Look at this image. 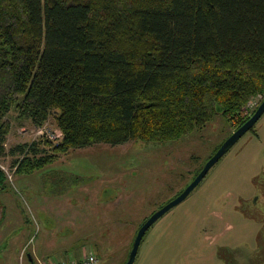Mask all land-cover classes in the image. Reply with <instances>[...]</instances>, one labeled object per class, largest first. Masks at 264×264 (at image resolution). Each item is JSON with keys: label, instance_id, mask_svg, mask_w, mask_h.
Here are the masks:
<instances>
[{"label": "trees", "instance_id": "1", "mask_svg": "<svg viewBox=\"0 0 264 264\" xmlns=\"http://www.w3.org/2000/svg\"><path fill=\"white\" fill-rule=\"evenodd\" d=\"M260 94L264 0H0V156L14 107L38 127L56 112L67 153L176 140ZM44 153L24 142L11 162L31 173Z\"/></svg>", "mask_w": 264, "mask_h": 264}, {"label": "rangeland", "instance_id": "2", "mask_svg": "<svg viewBox=\"0 0 264 264\" xmlns=\"http://www.w3.org/2000/svg\"><path fill=\"white\" fill-rule=\"evenodd\" d=\"M257 97L231 119L218 114L204 128L176 140L99 143L67 153L57 147L60 135L54 136L61 131L56 112L38 127L29 119H20L14 107L4 117L10 132L0 164L12 173L10 151L24 142L36 143L39 150H46V156L53 157L35 171H29L34 168L30 165L24 171L30 175L18 173L7 185L6 203L13 223L11 228L4 223L0 227V241L13 228L25 231L22 236L9 237L15 240L12 251L16 255L11 264H19L20 243L31 238L29 248L33 250L42 245L40 241H48L46 212L54 216L56 212L45 201L55 203L57 198L48 197L42 183L62 193L64 249H80L74 242L89 246L91 241L96 245L92 251L96 260L124 263L141 220L186 187L214 150L252 112L247 114L251 100ZM100 197L109 203L104 205ZM71 230L74 233L68 235ZM38 251L46 254L51 248L42 245ZM75 253L65 258H76ZM230 262L264 264V114L187 198L156 220L144 236L134 264Z\"/></svg>", "mask_w": 264, "mask_h": 264}, {"label": "flooded vegetation", "instance_id": "3", "mask_svg": "<svg viewBox=\"0 0 264 264\" xmlns=\"http://www.w3.org/2000/svg\"><path fill=\"white\" fill-rule=\"evenodd\" d=\"M263 99L264 98H262V100ZM262 100H261V102H262ZM261 102H259V104ZM255 109L253 111H255ZM253 111L251 112V114L253 113ZM254 127H255V125H254ZM20 162H21V160L19 161V163H16V164H12V162L10 163V166L12 167V171L13 172L9 173V174H7L0 167V170H1L0 171V227L1 228L4 226L3 223L5 225H7L9 228H11L12 223H13V219L10 217V215L8 213L9 205L6 203L8 201V199H9V196H8V193H7V189H6L8 183L9 182H13L14 177L18 173L19 174L30 175L29 173H23V172H19L18 171V167L20 165ZM42 186H43L44 191L46 192L48 197H50L51 195H54L57 198L55 203L49 202V199L47 201H45V203L47 204V206L49 207L50 210L52 208H54V211L56 212V215L54 216L53 214L46 212V219H45V222H44V224L46 226L44 225V227H45L44 228V232L46 233V237L48 238V241L45 240L46 242H48V244L45 243V241H40V243L42 245H48L51 248V252L50 253H46V254L39 253L38 249L42 245L39 246V247H36V249L31 250L29 248V242L31 240V238H30L27 242L20 243L22 248L20 249V254H19V257H18L19 264H30V263H32V264H63V263H66V262L80 261L85 255H87L89 253H93L92 251H94L96 249L95 242H91L90 241L89 242V246H87L85 244H81L80 241H77V242H74V243H75V245L77 247H80V250L82 249L81 255L77 256L76 258H73V259H71V258L66 259L65 258L67 256H71V254L77 249H72L71 247L69 249H67V250L64 249L65 240L63 241V238L65 237L64 236V234H65V222H64L63 196H62L61 191L57 187L54 188L52 186L46 185L45 183H42ZM48 188H50V189L54 188V190H50L49 191V190H47ZM39 202H40V200H36L35 201V203L40 208H42ZM154 212L155 211H152L148 216L144 217L141 220V222L138 225L139 228H138L137 233L134 236V238H136V236L138 234V231H139L140 227L142 226V224ZM149 229L145 232V234L143 235V238L146 235V233L149 231ZM24 232L25 231H24V229L22 227L13 228L12 231L10 233H8V235H7L8 237H6L2 241H0V264H11V262L13 261V259L15 257L14 255H16L12 251V247H13V244H15V240L11 239L9 237L11 236L13 238H16V237H18L17 235L22 236V234H24ZM72 233H74V232L71 230V232H69L68 235H71ZM143 238H142V240H143ZM60 239H61V241H59ZM142 240L140 242V245L142 243ZM133 243H134V241L131 243V250L133 248ZM140 245H139V247H140ZM8 247H9V249H8ZM139 247H138V251H139ZM131 250L126 255L125 259L123 260L125 262L122 263V264H125L128 261ZM1 251H3V252L6 251V252L2 255ZM69 251L71 253H69ZM138 251H137L136 257L138 256ZM113 256H116V254H113ZM135 261H136V259H135ZM135 261H134V263H135ZM94 264H106V261H104L102 259H98V257H97V262H95Z\"/></svg>", "mask_w": 264, "mask_h": 264}, {"label": "water", "instance_id": "4", "mask_svg": "<svg viewBox=\"0 0 264 264\" xmlns=\"http://www.w3.org/2000/svg\"><path fill=\"white\" fill-rule=\"evenodd\" d=\"M264 114V99L258 105V107L253 111V113L249 116V118L241 124L235 131H233L227 139L219 146V148L207 159L203 168L200 172L187 184V186L178 193L173 199H170L160 208L155 210V212L142 224L140 227L138 234L134 240L133 248L130 252L129 259L125 264H133L138 247L143 238L145 232L158 220L161 216H163L166 212H168L171 208L181 203L185 198H187L191 192L201 183V181L208 174L210 169L232 148V146L249 130H251L254 125L258 122V120Z\"/></svg>", "mask_w": 264, "mask_h": 264}, {"label": "built area", "instance_id": "5", "mask_svg": "<svg viewBox=\"0 0 264 264\" xmlns=\"http://www.w3.org/2000/svg\"><path fill=\"white\" fill-rule=\"evenodd\" d=\"M262 98H264L261 94L258 95L257 98H255L254 100H251L250 102V106H249V110H247L248 113H250L251 111H253L259 104V102H261ZM57 135H60V137L62 138L63 136V132L60 131L58 134H56L54 132V136L57 137ZM53 137V136H52ZM0 167L6 171L7 174H9V169H7L6 167L2 166L0 164ZM93 253H90V254H87L85 255L80 261H72V262H66V263H63V264H94L95 262H97L96 258L94 255H92Z\"/></svg>", "mask_w": 264, "mask_h": 264}, {"label": "crops", "instance_id": "6", "mask_svg": "<svg viewBox=\"0 0 264 264\" xmlns=\"http://www.w3.org/2000/svg\"><path fill=\"white\" fill-rule=\"evenodd\" d=\"M103 202H105L104 205H107V204L109 203V202L107 203V200H105V201H103ZM104 205H103V206H104ZM75 251L77 252V253H75V254H77L76 256H80V255H81V250H80V249H77V250H75ZM75 251H74V252H75ZM74 252H73V253H74ZM73 253H72V254H73Z\"/></svg>", "mask_w": 264, "mask_h": 264}]
</instances>
